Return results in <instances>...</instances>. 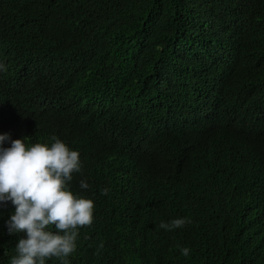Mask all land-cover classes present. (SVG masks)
Wrapping results in <instances>:
<instances>
[{
  "label": "trees",
  "instance_id": "1",
  "mask_svg": "<svg viewBox=\"0 0 264 264\" xmlns=\"http://www.w3.org/2000/svg\"><path fill=\"white\" fill-rule=\"evenodd\" d=\"M0 35V134L80 154L93 222L69 264H264V0H0Z\"/></svg>",
  "mask_w": 264,
  "mask_h": 264
},
{
  "label": "clouds",
  "instance_id": "2",
  "mask_svg": "<svg viewBox=\"0 0 264 264\" xmlns=\"http://www.w3.org/2000/svg\"><path fill=\"white\" fill-rule=\"evenodd\" d=\"M7 21L3 20L4 23ZM35 32L38 31L31 30L24 42L31 45ZM46 59L47 56L42 55L38 60L39 63L43 61L44 72ZM1 71H6V66L0 58ZM56 76L62 78L61 68ZM14 85L9 84L7 88H14ZM22 88L21 85L20 90ZM2 109L0 103V111ZM58 118L62 119L63 131L78 139L75 130L77 115L63 109ZM217 120L213 121L220 130L223 124L226 125V121L223 122L225 117ZM5 140L11 138L0 134V208L9 202L14 206V212L5 222L8 234L23 233L10 264H46V260L53 257L60 264H69L68 257L76 249L79 228L91 226L93 222L94 201L74 194L70 186L73 174L82 171L79 152L68 144L70 140L56 136L50 138L51 143L26 144L24 138L14 139L9 147H3ZM88 187L85 180H80L81 189ZM107 192L105 188L101 194ZM190 222L187 218H176L168 223L161 221L159 227L171 231ZM181 254L189 256L190 249L181 248Z\"/></svg>",
  "mask_w": 264,
  "mask_h": 264
}]
</instances>
